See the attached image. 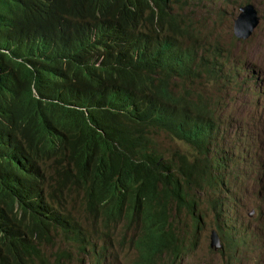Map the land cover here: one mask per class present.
<instances>
[{"label":"trees","instance_id":"1","mask_svg":"<svg viewBox=\"0 0 264 264\" xmlns=\"http://www.w3.org/2000/svg\"><path fill=\"white\" fill-rule=\"evenodd\" d=\"M222 1L0 0V264L105 262L119 227L133 264L172 263L199 192L224 216L213 145L255 73L218 38ZM240 218L216 223L222 251Z\"/></svg>","mask_w":264,"mask_h":264},{"label":"rangeland","instance_id":"2","mask_svg":"<svg viewBox=\"0 0 264 264\" xmlns=\"http://www.w3.org/2000/svg\"><path fill=\"white\" fill-rule=\"evenodd\" d=\"M248 2H252L257 6L263 20L251 39L240 41L241 49L238 51H242L249 61L245 62V72H243L241 79L245 78V76L248 77L250 73L254 74L256 71L260 77L254 83L259 82V84L255 87L254 84L248 83L255 87L252 92L247 91L244 95L238 94L236 98L230 101L236 103V106L233 107V112L240 114V116L222 127L223 138L218 140L219 149H226L227 152L231 151L232 157L239 146L246 145L245 142L240 144V141L237 140L241 133H252V137L255 138L251 140V154L243 157L239 167L240 173L247 174L246 178L248 180L244 185L245 194L239 200L235 210L240 211L242 214L241 218L239 221L231 223V226L236 230V232H231L235 234L234 241L236 246L230 251L211 248V233L217 230L216 223L222 226L223 221L227 222V217L229 216L221 202V208L219 207V209L223 211L222 214L224 216L222 217H225L224 219L217 216L220 220H216L214 219V214H208V205L211 198L207 192V194L201 195L202 206H200V209L203 215L204 229L199 236L197 246L188 243L187 248L177 255L174 263L166 264H264V212L259 215L258 210L255 209L258 203H264V92L263 90L261 91V86L264 85V75L260 73L259 68L262 67L261 62L264 60V0H231L227 3L223 2L220 5L221 8L218 6L216 11L220 9L224 11L223 23L225 26L218 33L224 36L226 40H229L231 39V26L234 33V23L240 15V8ZM205 15L207 16L206 12ZM218 19V16L214 17V20ZM211 28L215 34L216 30L212 24ZM250 63L257 68L250 71V68H253ZM256 92H261L262 96ZM244 110L245 112H243ZM218 119L221 118L218 117ZM159 144L164 151L177 150L180 153L187 152V148L183 144L172 143L165 138L160 139ZM239 150L238 148L237 152ZM216 173L220 176L219 172ZM236 178H238V172H235L228 181L229 187L236 184L233 181ZM222 189L226 190L227 188L224 186ZM220 197L219 193L215 196L216 199ZM237 199H239L238 196L235 202ZM250 214H252L251 217ZM232 216L235 218L234 211ZM236 227L239 228V231H237ZM123 231V228L119 227L113 235L112 240L116 247L108 254V261H106L108 264H133L138 257L135 249L119 245L123 241L121 238ZM130 239L131 235H128L124 242L129 243ZM55 251H57V248H55ZM96 260L97 258L91 257V263L88 264H94Z\"/></svg>","mask_w":264,"mask_h":264},{"label":"bare ground","instance_id":"3","mask_svg":"<svg viewBox=\"0 0 264 264\" xmlns=\"http://www.w3.org/2000/svg\"><path fill=\"white\" fill-rule=\"evenodd\" d=\"M238 40V38H236V37H234L233 38V43H234V41H237ZM240 53V51H237V53H236V56L238 55ZM236 60V59H235ZM237 61V60H236ZM240 65V64H239ZM250 65L253 67V65L250 63ZM261 65H262V67H259L260 68V73H264V60L261 62ZM243 72H245V70L243 71ZM243 72L241 73V77H243ZM253 73H250V75H252ZM249 75V76H250ZM260 83H262V82H260ZM255 87L252 85V84H247L246 86H245V88H242V89H245V91H240L239 93H237L236 95H235V98H236V96L238 95V94H240V95H244V93L245 92H247V91H249V92H252V90L254 89ZM263 90V92H264V85H262L261 86V91ZM257 94H260V96H262L261 95V92H256ZM246 110V109H245ZM245 110L243 111V112H245ZM242 114V113H241ZM235 119H237V118H239V116H240V114L238 115V114H235ZM218 117H220V118H223V116H220V115H218ZM239 148V147H238ZM238 148L236 149V152H235V154L231 157V151H229V152H227L226 151V149L225 150H223L222 151V153H221V155L223 156V158H222V162L224 163V162H226V160L228 159V156H229V159L231 158V160H232V158H233V163H234V168H233V170H234V172H233V175L235 174V172H238V178H236V180H233L234 182H236V184H234V186L236 185V187H235V192H236V196H238V203H239V200H240V197L244 194V192H245V189H244V186H240V184L241 183H243V182H246L247 181V179L248 178H246L247 177V174H241L240 173V170H239V167H240V165H241V162H242V159H243V157H244V151H243V149H241V150H239V152H237V150H238ZM215 163L214 162H212V165H214ZM217 172H219V171H217ZM220 173V172H219ZM233 175H229L230 177H228V179L230 180V178L233 176ZM227 176V175H226ZM218 180V179H217ZM216 180V181H217ZM229 180H227L226 182H220V184H219V181L216 183V190L219 192V197L222 195L221 193V191H222V188L227 184L228 185V187H227V189H229L230 187H229V183H228V181ZM233 186V187H234ZM205 192H199L198 193V196H201L202 194H204ZM208 194H209V196H210V192H208ZM211 194H214V198H215V196H216V194L217 193H215V192H211ZM216 199V198H215ZM237 201L235 202H231V201H229V202H227V203H224V202H222V205H223V207L225 208V211L228 213V216L229 217H227V219H229V218H233V216H232V213H233V211H234V214H235V217H237V215H238V211H235L236 210V206H237ZM220 204V203H219ZM220 208H221V206H219ZM222 207V208H223ZM218 208V207H217ZM210 209H211V206H210ZM210 209H209V211H210ZM229 209H232V212L230 213V212H228L229 211ZM261 206L259 205L258 206V208H257V210H258V212H259V215H261ZM200 211V210H199ZM218 211L219 212H222L223 213V211H221L219 208H218ZM217 216V215H216ZM217 218V220H220L218 217H216ZM223 219L225 218V217H222ZM228 221V220H227ZM201 226L203 227V223H201ZM203 231V230H202ZM202 231H200L199 232V234H198V236H200V234L202 233ZM214 231H216V233L218 234V236H219V238H220V241H221V245H222V250H223V246H224V244H223V242H222V238H221V236L219 235V233H218V231L217 230H214ZM213 232V231H212ZM211 235H212V233H211ZM195 246H197V244L195 245ZM212 248V247H211ZM213 249V248H212ZM215 250V249H214ZM110 253V252H109ZM108 253V254H109ZM176 258H177V256L174 258V260H173V262L172 263H174L175 261H176ZM90 260H91V257H88V263H91L90 262ZM101 261V259H98V261L97 262H95L94 264H105L106 263V261H108V256H107V258H106V261L104 262V260L102 261V262H100Z\"/></svg>","mask_w":264,"mask_h":264},{"label":"clouds","instance_id":"4","mask_svg":"<svg viewBox=\"0 0 264 264\" xmlns=\"http://www.w3.org/2000/svg\"><path fill=\"white\" fill-rule=\"evenodd\" d=\"M229 1H231V0H224V1H222L221 2V4L224 2V3H227V2H229ZM247 4H254V3H252V2H248V3H246L245 5H243L242 7H244V6H246ZM255 5V4H254ZM219 7L221 8V6L219 5ZM241 7V8H242ZM257 7V6H256ZM241 8H240V11H241ZM258 9V8H257ZM259 10V9H258ZM220 12H224L222 9H220L219 11H216V14L217 13H220ZM259 13H260V11H259ZM240 14H241V12H240ZM240 16V15H239ZM238 16V17H239ZM260 16H261V23H262V20H263V18H262V15H261V13H260ZM238 17L236 18V20L238 19ZM236 20H235V22H236ZM261 23H260V25H261ZM259 25V26H260ZM224 23L222 24V25H220L219 26V28H218V32L221 30V29H223L224 28ZM259 26H258V28H259ZM258 28H256L255 30H254V32L258 29ZM254 36V33H253V35L251 36V37H249L247 40H242V39H239L238 37H237V35H236V33H235V23H234V33H233V30H232V26H231V39H229V40H226L225 38H224V36H222V35H219V33H218V38H220L221 39V41L225 44V45H231V44H234L235 45V48H236V50H235V52H234V54H235V59L237 60V61H239L240 62V60L242 59V60H244V62H249L248 60H247V58H246V56H245V54L244 53H242V51L236 56V53H237V51L239 50V49H241V43H240V41H248L249 39H251L252 37ZM234 37H236V38H238V40L237 41H235V43H233V38ZM244 68H245V66H244ZM255 68H257V67H255V66H253V68H250V71L251 70H253V69H255ZM242 73V72H241ZM263 75H264V73H263ZM258 77H260V75H259V73H257L256 71H255V76L254 77H252V79H250V81H249V83H252V84H254V86L256 87L258 84H259V82L258 83H254V82H256L255 80H259V78ZM243 79H247V77L245 76V78H243ZM235 93H231L230 94V98H231V100L232 99H234L235 98ZM254 133V132H253ZM252 133H248V132H243V133H241V136L239 137V138H237V140L238 141H240V144H243V142H245L246 143V145H243V146H239V149L241 150V149H243V151H244V156H246V155H250L251 154V151H250V144H251V140L254 138V137H252ZM255 139V138H254ZM213 147H214V152L215 153H217V154H221L222 153V151H223V149H219V143H218V141L213 145ZM227 161H229V167H230V170H231V172L233 173L234 172V170H233V168H234V163H233V158H232V160H231V158L229 159V156H228V159H227ZM231 176V175H230ZM227 180H229L228 178L224 181V182H226ZM248 180V179H247ZM219 184H220V182H219ZM216 185V184H215ZM245 185V182H243V183H241L240 184V186L242 187V186H244ZM231 188V187H230ZM224 190V194H225V197H224V200H225V202L227 203V202H229V201H232V199H233V193L235 194V196H236V192H230L229 194H227V191L225 190V189H223ZM234 191H235V189H234ZM244 194H245V192H244ZM243 194V195H244ZM242 195V196H243ZM242 196L240 197V199H242ZM236 204H238V201H237V203ZM261 206V215L263 214V212H264V207H263V205H264V203L263 202H260V203H258L257 205H256V207H255V209L257 210V208H258V206ZM209 209H210V203H209V205H208V212H209ZM228 212H232V209H229V211ZM241 213H240V211H238V215H237V217H235V219H238L239 217H241ZM252 216V214H250V217ZM235 222H237V221H235V220H233V223H235ZM236 226H237V223H236ZM237 228V227H236ZM233 231L234 232H236V230L235 229H233ZM237 231H239V228H237ZM222 250V249H221ZM76 258V257H75ZM81 260H82V257L79 259V264L80 263H82L81 262ZM87 260H88V257H85V264H87ZM70 264H71V262H70Z\"/></svg>","mask_w":264,"mask_h":264},{"label":"water","instance_id":"5","mask_svg":"<svg viewBox=\"0 0 264 264\" xmlns=\"http://www.w3.org/2000/svg\"><path fill=\"white\" fill-rule=\"evenodd\" d=\"M261 23V16L259 10L254 4H247L241 8V14L235 22V33L239 39L247 40L254 33V30L258 28ZM210 246L219 250L222 249L221 241L216 233L212 232Z\"/></svg>","mask_w":264,"mask_h":264}]
</instances>
